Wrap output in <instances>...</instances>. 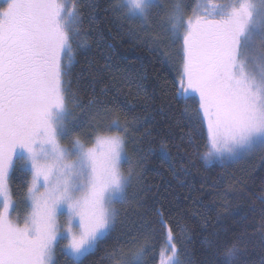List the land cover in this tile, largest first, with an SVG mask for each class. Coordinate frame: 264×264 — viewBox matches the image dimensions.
<instances>
[{"label":"snow or ice","instance_id":"6c2138e0","mask_svg":"<svg viewBox=\"0 0 264 264\" xmlns=\"http://www.w3.org/2000/svg\"><path fill=\"white\" fill-rule=\"evenodd\" d=\"M80 3L7 0L0 9V264H56L58 248L70 264H80L115 229L120 214L115 205L128 202L138 177L120 134L128 128L119 120L109 128L115 134H97L90 143L73 135L81 123L75 109L87 114L96 104H83L65 80L73 44H87L81 38ZM111 7L145 26L155 18L161 33L152 38L153 51L162 57H169L162 47L166 38L181 41L176 95L185 113L190 102L197 105L190 142L206 124L213 150L205 159H223L225 153L238 159L264 149V0H197L187 17L184 0H114ZM17 163L31 177L22 224L10 215L15 203L8 180ZM260 213L264 249V198ZM159 223L166 264H186L173 229L162 218ZM140 231L127 251L109 253L112 264H147L156 230L145 222ZM213 255V264H254L241 237L223 245L217 241Z\"/></svg>","mask_w":264,"mask_h":264},{"label":"trees","instance_id":"16d2710c","mask_svg":"<svg viewBox=\"0 0 264 264\" xmlns=\"http://www.w3.org/2000/svg\"><path fill=\"white\" fill-rule=\"evenodd\" d=\"M195 1L184 0L185 17ZM113 3L81 0V38L87 44H73L72 64L66 68L69 75L65 80H71L72 91L83 104L96 101L87 114L75 109L81 123L73 135L90 143L97 134H115V129L109 128L113 120H119L121 128H128L127 133L120 134L126 137V151L138 177L128 189V202L116 204L120 214L115 229L80 264H112L109 253L127 251L132 238L141 237L145 222L156 230L147 264H160L164 246L161 218L173 229L186 264H213L216 242L223 245L236 237H241L251 260L259 264L264 253L259 227L264 149L238 159L226 153L223 159H205L209 152L205 125L202 135L192 133L193 140H189L190 116L197 105L190 102L185 113V104L176 95L180 41L172 44L166 38L162 47L169 57H162L153 51L156 45L152 38L161 33L158 21L154 18L145 26L139 20L124 19L112 10ZM105 109L111 110L110 114L99 118ZM62 143L67 146L69 141ZM128 167L122 166L125 171ZM8 181L21 216L27 211L30 176L17 163ZM56 264H70L59 248Z\"/></svg>","mask_w":264,"mask_h":264},{"label":"rangeland","instance_id":"374dc122","mask_svg":"<svg viewBox=\"0 0 264 264\" xmlns=\"http://www.w3.org/2000/svg\"><path fill=\"white\" fill-rule=\"evenodd\" d=\"M196 3H197V0L195 1V5H194V7L196 6ZM7 6V0H0V9H3V8H5ZM190 15H192V12L190 13ZM189 16V15H188ZM180 48H181V41H180ZM65 64L67 65V59H65ZM180 65H181V62H180ZM179 71H180V66H179ZM179 73V72H178ZM205 129H206V124H205ZM206 132H207V129H206ZM208 138V137H207ZM61 143H62V141H61ZM63 144V143H62ZM208 148H209V151H212L213 149H212V144H211V142H210V140L208 139ZM19 156H20V150L19 149H17V153H16V156L14 157V158H17V159H19ZM27 170V169H26ZM122 171L123 172H125V173H127V171H125L123 168H122ZM30 180H31V177H30ZM30 182V181H29ZM8 187H9V181H8ZM26 195H27V193H26ZM15 203V202H14ZM115 207H116V205H115ZM18 208H17V206H16V204H15V211H13V212H11L10 213V215H11V218L13 219V220H19V222L22 224L23 223V219H24V217L27 215V213H28V211H29V208H28V206H27V211L24 213V214H21V216L19 215V213H18ZM59 223L61 224V225H63L64 224V218L63 217H61L60 218V221H59ZM63 243H67V241H64ZM164 247V246H163ZM162 247V248H163ZM160 255H161V261H164L165 262V264H166V254H162V251H161V253H160ZM161 264V263H160Z\"/></svg>","mask_w":264,"mask_h":264}]
</instances>
